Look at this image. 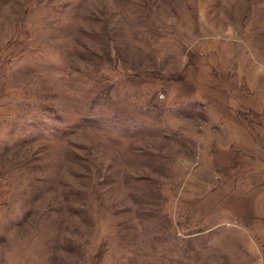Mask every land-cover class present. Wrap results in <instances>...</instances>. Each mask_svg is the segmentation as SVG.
<instances>
[{
  "label": "rangeland",
  "instance_id": "1",
  "mask_svg": "<svg viewBox=\"0 0 264 264\" xmlns=\"http://www.w3.org/2000/svg\"><path fill=\"white\" fill-rule=\"evenodd\" d=\"M0 264H264V0H0Z\"/></svg>",
  "mask_w": 264,
  "mask_h": 264
}]
</instances>
